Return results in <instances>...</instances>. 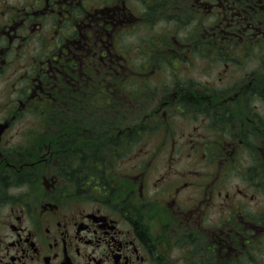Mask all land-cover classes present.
<instances>
[{
  "label": "flooded vegetation",
  "instance_id": "obj_1",
  "mask_svg": "<svg viewBox=\"0 0 264 264\" xmlns=\"http://www.w3.org/2000/svg\"><path fill=\"white\" fill-rule=\"evenodd\" d=\"M0 264H264V0H0Z\"/></svg>",
  "mask_w": 264,
  "mask_h": 264
}]
</instances>
